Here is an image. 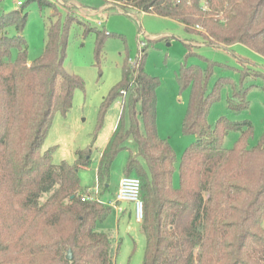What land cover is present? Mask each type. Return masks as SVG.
Segmentation results:
<instances>
[{
  "label": "trees",
  "instance_id": "16d2710c",
  "mask_svg": "<svg viewBox=\"0 0 264 264\" xmlns=\"http://www.w3.org/2000/svg\"><path fill=\"white\" fill-rule=\"evenodd\" d=\"M102 1L110 6L106 11L169 18L199 35L205 45L241 44L264 59V0ZM27 2H35L41 14L49 13L44 17V50L34 61H27L23 5L0 16V264H115L111 238L96 229L112 208L81 200L78 173L91 164V149L77 150L73 164L59 165L52 163L55 147L43 150L55 114L65 116L74 91L83 88L82 80L63 66L68 28L75 22L87 32L92 28L75 14L62 19L55 1ZM97 35L101 45L109 34ZM145 56L142 50L134 64L123 66L121 81L101 104L97 129L112 103L122 99L120 117L96 167L98 187L106 190L116 155L125 142L135 143L124 176L141 183L142 264H264V135L249 148L250 121L222 116L208 123L209 108L225 85L232 91L227 109L235 113L248 107L246 90L226 78L207 92L215 63L204 69L180 68L177 85L189 90L182 132L195 141L180 159L176 187L177 157L157 132L159 81L144 72ZM244 68V76L264 77ZM230 131L240 137L226 149L223 141ZM68 252L71 261L66 260Z\"/></svg>",
  "mask_w": 264,
  "mask_h": 264
},
{
  "label": "rangeland",
  "instance_id": "374dc122",
  "mask_svg": "<svg viewBox=\"0 0 264 264\" xmlns=\"http://www.w3.org/2000/svg\"><path fill=\"white\" fill-rule=\"evenodd\" d=\"M27 1L0 0V16L19 10L17 2L23 5L22 8L28 14L23 31L27 61L32 62L43 53L44 17L49 13L41 14L35 2ZM50 1L58 3L62 19L66 13L75 14L92 28L87 32L83 25L76 22L68 28L63 66L68 73L82 80L83 88L74 91L72 106L65 116L59 112L55 114L43 146V150L55 147L52 154L54 165L62 161L73 164L77 150L91 149V164L81 168L78 173L82 195L91 193L95 196L97 192L96 196L101 203L109 205L114 202L128 157L130 153H136L135 143L125 142L124 149L116 155L111 165L108 188L103 190L98 187L97 163L120 117L122 99L118 98L112 103L103 118L102 126L97 129L99 110L110 90L121 81L123 66L134 64L142 50L146 53L144 72L159 81L156 90L157 132L168 141L177 157L174 186H179L180 159L186 148L195 141L193 135L182 132L189 102V90H181L175 79L182 66L198 65L204 69L215 63L211 65L213 67L207 92L213 89L218 80L226 78L246 90L248 107L235 113L227 109L226 101L232 91L229 85H225L219 100L209 108V124L213 125L222 116L233 121H250L253 136L248 142L249 148L256 146L264 135V77L244 76V66L264 74V59L248 47L241 44L232 47L205 45L199 35L186 31L172 19L135 11L121 13L118 8L106 11L107 5L102 0ZM194 30L200 29L195 27ZM97 31L109 34L104 37L101 45ZM9 33L14 35V28ZM15 56L16 51L12 50V60ZM239 137L238 131L228 132L223 147L232 149ZM110 207L111 213L102 223L97 224L96 229L111 238L115 264H142L145 238L135 219L133 204L123 202L121 208L124 211L121 213ZM128 207L132 210L131 216L126 211ZM262 226L264 228V221Z\"/></svg>",
  "mask_w": 264,
  "mask_h": 264
},
{
  "label": "built area",
  "instance_id": "2783aa9c",
  "mask_svg": "<svg viewBox=\"0 0 264 264\" xmlns=\"http://www.w3.org/2000/svg\"><path fill=\"white\" fill-rule=\"evenodd\" d=\"M17 5H21V3L18 2ZM140 193H141L140 180L134 176H130V177L123 176L122 178H120L118 183V191L115 197V201L111 202L109 205L115 208L118 213H121L124 211L121 208V204L123 202L132 203L134 207L135 219L137 222H140L142 219V209H143ZM96 194L97 192L95 193V196L92 195L91 193H86L81 196V200L99 201Z\"/></svg>",
  "mask_w": 264,
  "mask_h": 264
},
{
  "label": "crops",
  "instance_id": "0c3cea01",
  "mask_svg": "<svg viewBox=\"0 0 264 264\" xmlns=\"http://www.w3.org/2000/svg\"><path fill=\"white\" fill-rule=\"evenodd\" d=\"M18 3V2H17ZM57 3V2H56ZM58 4V3H57ZM65 4V3H64ZM17 5V4H16ZM107 5V7H109V5L108 4H106ZM71 6V5H70ZM17 7H19V5H17ZM235 46V45H234ZM120 180V179H119ZM111 203V202H110ZM126 209V208H125ZM126 211L128 212V215H132V210L131 209H129V207H128V210L126 209ZM139 223V222H138Z\"/></svg>",
  "mask_w": 264,
  "mask_h": 264
},
{
  "label": "water",
  "instance_id": "95a60500",
  "mask_svg": "<svg viewBox=\"0 0 264 264\" xmlns=\"http://www.w3.org/2000/svg\"><path fill=\"white\" fill-rule=\"evenodd\" d=\"M71 259H72V254L68 252V254L66 255V260L71 261Z\"/></svg>",
  "mask_w": 264,
  "mask_h": 264
}]
</instances>
